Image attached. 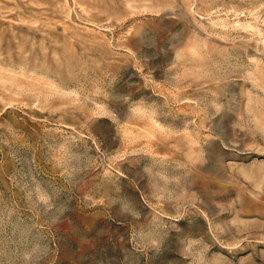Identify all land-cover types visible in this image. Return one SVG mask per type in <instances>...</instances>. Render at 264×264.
Wrapping results in <instances>:
<instances>
[{"label":"rangeland","instance_id":"rangeland-1","mask_svg":"<svg viewBox=\"0 0 264 264\" xmlns=\"http://www.w3.org/2000/svg\"><path fill=\"white\" fill-rule=\"evenodd\" d=\"M0 264H264V0H0Z\"/></svg>","mask_w":264,"mask_h":264}]
</instances>
